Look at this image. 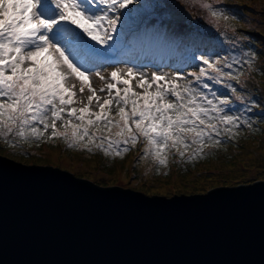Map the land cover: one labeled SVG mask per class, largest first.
<instances>
[{
	"label": "water",
	"instance_id": "obj_1",
	"mask_svg": "<svg viewBox=\"0 0 264 264\" xmlns=\"http://www.w3.org/2000/svg\"><path fill=\"white\" fill-rule=\"evenodd\" d=\"M0 264H264V177L166 194L0 154Z\"/></svg>",
	"mask_w": 264,
	"mask_h": 264
},
{
	"label": "snow or ice",
	"instance_id": "obj_2",
	"mask_svg": "<svg viewBox=\"0 0 264 264\" xmlns=\"http://www.w3.org/2000/svg\"><path fill=\"white\" fill-rule=\"evenodd\" d=\"M131 3L110 0V7L97 14L88 0H0V135L14 133L25 142L60 138L69 147L87 140L85 148L94 144L106 155L116 156L143 140L145 158L164 166L173 150L181 158L191 150L187 159L195 160L208 142L220 144L214 136L231 133L232 128L222 130L219 124L238 126L237 117L221 115L224 109L192 87L191 81L178 83L179 73L147 76L128 68L114 70L106 78L96 72L104 86H92L89 70H81L60 46L69 36L75 38L68 25L107 45L119 21V16L108 13ZM203 63L219 71L207 59ZM205 75L202 68L195 79ZM85 87L90 93L86 103L78 99ZM94 104L98 110H93ZM58 122L63 132L58 131ZM92 127L107 131L111 138L97 137L89 131Z\"/></svg>",
	"mask_w": 264,
	"mask_h": 264
},
{
	"label": "rangeland",
	"instance_id": "obj_3",
	"mask_svg": "<svg viewBox=\"0 0 264 264\" xmlns=\"http://www.w3.org/2000/svg\"><path fill=\"white\" fill-rule=\"evenodd\" d=\"M109 7L110 2L106 9ZM121 11V20L120 10L108 13L113 18L119 16L117 31L119 28L123 36L130 34L133 43L147 40L154 33L153 43L150 46L147 43L146 49L149 47L151 53L158 56L164 54L166 59H171L178 65L180 63L175 70L168 69L165 74L171 77L179 73L177 82L180 84L188 81L195 84V75H199L202 69H190L187 62L192 59L191 54L198 55L195 51L192 52V45L201 42L207 47H214L210 56L213 59L209 63L219 71L206 65L203 68L206 75L201 77L210 80L214 86L210 91L211 95L221 100L226 96L228 103L222 105L234 107L232 112L239 117L246 112L254 119L264 121V0H132ZM68 27L76 28L74 25ZM80 33L87 42L96 43L81 30ZM62 42L64 47H70L67 42ZM67 49L71 51L70 48ZM76 50L77 48L70 52L72 61L81 70H89L94 88L103 87L104 82L95 75L99 71L85 67L80 51V57L73 56ZM112 67L107 66L111 69L105 70L102 75L109 78L112 71H126L133 68V65L122 62L116 64L115 68ZM133 69L147 76L156 72L154 68L148 71ZM76 86L78 90V81ZM133 87L135 88V81ZM135 90L140 91L139 88ZM197 91L204 94L202 89ZM89 94L85 87L83 95L78 93V99L86 103ZM210 99L213 100L212 96ZM93 110H98L95 104ZM249 118L243 117L241 125L238 124V131L229 126L232 132L226 133L227 138H222L219 145L206 147L197 159H187L191 150L185 158L179 157L173 150L167 154V164L164 166L158 165L150 156L145 158L143 140L135 146L128 145L127 152L116 156L106 155L94 144L85 148L87 140L78 147H69L60 138H46L33 143L25 142L13 133L0 135V151L65 168L75 167L77 174L94 175L96 182L176 194L264 177V128L254 125L250 129L242 127V123L253 122ZM57 128L59 132L64 131L60 124ZM89 131L97 137H109L107 131H97L95 127ZM192 147L196 148L197 145Z\"/></svg>",
	"mask_w": 264,
	"mask_h": 264
},
{
	"label": "trees",
	"instance_id": "obj_4",
	"mask_svg": "<svg viewBox=\"0 0 264 264\" xmlns=\"http://www.w3.org/2000/svg\"><path fill=\"white\" fill-rule=\"evenodd\" d=\"M153 38H154V33H152L151 34V36L149 37V39H147V40H143V41H141L140 43H133V40H132V36L130 35V34H127L126 36H125V42H127V41H129V43H133V45H135V47H137V48H141V49H144L145 51H148V52H150V50H149V47H147V49H146V45H147V43H149V46L153 43L152 41H153ZM123 42V41H122ZM192 52L193 51H195L198 55L197 56H194L193 54H191V57H192V59L191 60H188L187 62L189 63V66H191L190 67V69H195V68H198V67H201V68H204L205 66H206V64H204L203 63V60L204 59H207L208 61H210V60H212L213 58L212 57H210V56H212V52L211 51H213V49H214V47H207V46H205V45H203L201 42H199L198 44H196V45H192ZM169 49H171V48H169ZM205 56H209L208 58L207 57H205ZM165 58V57H164ZM169 61H170V63L171 64H174V65H177L176 63H174L171 59H169ZM198 61H199V63H198ZM177 62V61H176ZM178 66H180V63H179V65H177V67ZM188 65H184V67H187ZM176 68V67H175ZM211 81L210 80H207L206 78H202L200 81H197V82H194L195 84H193L192 85V87H195L196 89H202L203 91H204V95H206L207 97H208V99H210V97L212 96V98H213V102L218 106V107H221V108H223L224 109V112H226L225 114L226 115H231V116H234V117H237L238 118V120H237V125L238 124H240V121H242V119H243V117L245 116L246 118H248V117H250L249 119H252L253 120V122L252 121H250V122H252L251 124H250V122L249 123H246V124H243L242 123V127H247L248 129H250V128H252V126L254 125V126H258V127H260V128H264V121H262V120H258V119H254L252 116H250V115H248V113H246V112H244L243 113V115L241 116V117H239L238 116V114L237 113H233L232 112V109L234 108V107H232V106H229V105H222L221 103H220V101H222L221 99H217V96H213V95H211V92L210 91H212V87H214V86H212L211 85V83H210ZM208 84L209 85V87L208 88H204L203 87V84ZM227 95H228V93H226ZM223 100H228V98H226V96L224 97V99ZM205 106H207V105H205ZM224 112L223 113H221V115H225L224 114ZM210 115H215V113H210ZM252 117V118H251ZM213 123H216V121H212ZM60 123L58 122V124L57 125H59ZM241 125V124H240ZM240 125H238L237 127H234V129H235V131H238V128H240ZM229 126H232V125H228L227 127L228 128H230ZM218 127L220 128V129H224V127H225V125H223V124H219L218 125ZM233 127V126H232ZM257 127V128H258ZM253 129H255V127H253ZM50 132V131H49ZM50 134V133H49ZM224 137H226L227 138V135H226V133H224L223 131L221 132V135L219 136V137H216V136H214V140H221L222 138H224ZM36 142L37 140H30L29 142ZM215 146L216 144H214V143H212V142H208L204 147H203V149L201 150V152L206 148V147H211V146ZM219 145V144H218ZM0 154L1 155H5V156H7V154H5V153H3L2 151H0ZM202 154V153H201ZM9 157V156H8ZM11 158V157H10ZM14 159V158H13Z\"/></svg>",
	"mask_w": 264,
	"mask_h": 264
}]
</instances>
